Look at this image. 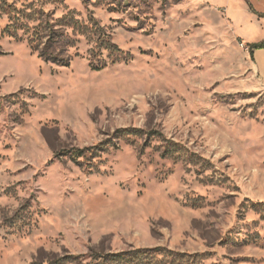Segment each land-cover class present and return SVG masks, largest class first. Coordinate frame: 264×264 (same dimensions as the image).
Masks as SVG:
<instances>
[{"label":"rangeland","instance_id":"obj_1","mask_svg":"<svg viewBox=\"0 0 264 264\" xmlns=\"http://www.w3.org/2000/svg\"><path fill=\"white\" fill-rule=\"evenodd\" d=\"M221 21L0 0V264H264V86Z\"/></svg>","mask_w":264,"mask_h":264},{"label":"crops","instance_id":"obj_2","mask_svg":"<svg viewBox=\"0 0 264 264\" xmlns=\"http://www.w3.org/2000/svg\"><path fill=\"white\" fill-rule=\"evenodd\" d=\"M204 11H214L229 25L238 41L250 48L264 42V0H193ZM252 74L264 86V48L254 50Z\"/></svg>","mask_w":264,"mask_h":264},{"label":"trees","instance_id":"obj_3","mask_svg":"<svg viewBox=\"0 0 264 264\" xmlns=\"http://www.w3.org/2000/svg\"><path fill=\"white\" fill-rule=\"evenodd\" d=\"M263 17H264V15H263ZM263 48H264V42L261 43V44H256V45L250 47V49L252 50V52H254V50L263 49ZM55 61H57L56 57H55ZM92 65H94V64L92 63ZM159 251H161V250L159 248H157V249H154V250H146L144 252L143 251L142 252L140 251L139 254L142 253V254L148 256V255L156 254ZM136 255H137V253H127V254H124L123 253L121 255L115 256L114 261H116L117 263L120 262V263H123V264L124 263H128V262H131L132 263L136 259ZM134 262L136 264H138L139 263V260L134 261Z\"/></svg>","mask_w":264,"mask_h":264},{"label":"built area","instance_id":"obj_4","mask_svg":"<svg viewBox=\"0 0 264 264\" xmlns=\"http://www.w3.org/2000/svg\"><path fill=\"white\" fill-rule=\"evenodd\" d=\"M243 47H246V46H244V44L242 45ZM247 49H248V47H246Z\"/></svg>","mask_w":264,"mask_h":264}]
</instances>
